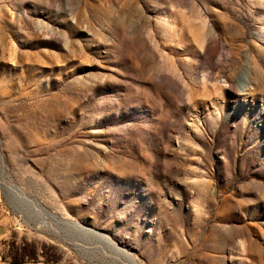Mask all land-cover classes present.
Listing matches in <instances>:
<instances>
[{
  "label": "rangeland",
  "instance_id": "obj_1",
  "mask_svg": "<svg viewBox=\"0 0 264 264\" xmlns=\"http://www.w3.org/2000/svg\"><path fill=\"white\" fill-rule=\"evenodd\" d=\"M0 264H264V0H0Z\"/></svg>",
  "mask_w": 264,
  "mask_h": 264
},
{
  "label": "bare ground",
  "instance_id": "obj_2",
  "mask_svg": "<svg viewBox=\"0 0 264 264\" xmlns=\"http://www.w3.org/2000/svg\"><path fill=\"white\" fill-rule=\"evenodd\" d=\"M248 83V79L246 77V75L244 77L241 78V86L245 87Z\"/></svg>",
  "mask_w": 264,
  "mask_h": 264
}]
</instances>
